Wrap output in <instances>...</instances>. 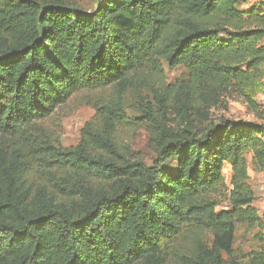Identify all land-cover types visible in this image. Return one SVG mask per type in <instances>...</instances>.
I'll list each match as a JSON object with an SVG mask.
<instances>
[{"label":"trees","instance_id":"16d2710c","mask_svg":"<svg viewBox=\"0 0 264 264\" xmlns=\"http://www.w3.org/2000/svg\"><path fill=\"white\" fill-rule=\"evenodd\" d=\"M69 1L0 0V264H167L177 236L178 264H240L235 225L258 220L247 153L264 170V130L211 110L232 88L254 104L264 8L102 0L87 14ZM163 63L187 77L167 82ZM129 88L151 93L134 121L151 165L120 150ZM83 90L96 113L76 146H57L47 121ZM226 162L232 208L218 212Z\"/></svg>","mask_w":264,"mask_h":264},{"label":"rangeland","instance_id":"374dc122","mask_svg":"<svg viewBox=\"0 0 264 264\" xmlns=\"http://www.w3.org/2000/svg\"><path fill=\"white\" fill-rule=\"evenodd\" d=\"M101 1L71 0L69 3H71L70 7L75 12L88 14L94 11ZM236 8L242 12H247L252 8H264V0H242L237 4ZM163 69L167 82L169 83L184 79L188 75V71L183 66L173 68L167 63H163ZM91 93L92 91L90 90L75 93L47 121L48 132L52 135L57 146L72 148L79 143L83 127L96 113L92 104L88 103L89 97H92ZM141 98L151 100L150 91L148 89L139 91L129 88L125 92L124 108L130 117V121L125 128L119 131L118 140L120 150H123L128 157L151 165L157 158V153L150 133L145 126L140 125V122L134 123L135 120H138L135 118L141 116L139 107ZM211 117L215 122L224 117L242 123L245 127L264 130V79L261 80L255 90L254 104L247 100L240 89L232 88L223 95L220 104L211 110ZM252 157V153L248 152V182L255 194L254 207L257 210L258 220L253 225L247 222H237L235 225L233 247L235 249V256L238 257L237 262L240 264H248L249 258L253 254H264V189L262 187L264 170L255 167ZM168 165L175 168L176 163L172 160ZM223 174L225 178L224 186L217 188L215 192L211 193L213 198L218 202L216 208L218 212L232 208L229 195L233 171L228 162L224 164ZM34 181L39 184H44V180L39 177L35 178ZM183 242L184 238L178 240L177 236L175 241L168 242L165 245L167 264H178V245L180 246ZM225 257H227L226 254Z\"/></svg>","mask_w":264,"mask_h":264},{"label":"built area","instance_id":"2783aa9c","mask_svg":"<svg viewBox=\"0 0 264 264\" xmlns=\"http://www.w3.org/2000/svg\"><path fill=\"white\" fill-rule=\"evenodd\" d=\"M262 187H263V189H264V182H263V184H262Z\"/></svg>","mask_w":264,"mask_h":264}]
</instances>
